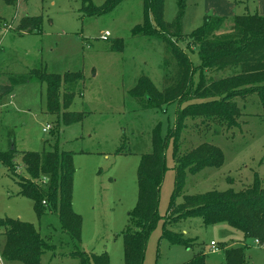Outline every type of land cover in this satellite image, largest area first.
Returning a JSON list of instances; mask_svg holds the SVG:
<instances>
[{"label": "rangeland", "instance_id": "1", "mask_svg": "<svg viewBox=\"0 0 264 264\" xmlns=\"http://www.w3.org/2000/svg\"><path fill=\"white\" fill-rule=\"evenodd\" d=\"M105 1L90 0L94 6ZM177 7L178 0H163L162 18L172 21ZM245 13L264 15V0H183L182 35L176 45L194 69L193 86L200 74L199 48L190 35L203 25L205 15L221 17L219 31L226 32L232 18ZM24 17L38 18L31 32L19 28ZM143 19V0H122L97 16L82 12V0H0V84H9L10 76L32 69L59 75L67 71L82 74V79L61 85L57 101L62 104L57 114L48 111L46 83L36 78L12 85L0 99V218L33 224L49 244L39 264H79L71 255L76 249L105 254L108 264H124L122 233L128 213L137 202V169L141 155L151 150L152 129L158 124L166 142L157 204L160 218L146 241L142 264H183L200 251L205 254L206 264H221L222 250L230 245L242 246L248 264H264V247L226 222L205 224L200 216H192L173 224L170 229L188 240V247L171 244L162 236L164 215L175 188L172 141L176 139L179 155L203 142L217 146L223 154L218 168L187 173L181 192L174 196L176 203L184 194L228 188L240 191L257 176L264 187V113L256 94L235 95L227 100L238 109L236 126L227 127L225 121L212 115L186 116L176 135L175 111L190 100L161 107L143 106L129 94L141 76L164 90L175 82L178 71L159 35H133L132 29ZM148 20L153 28L157 27L152 14ZM112 45L119 48L112 50ZM231 72H213L211 77ZM68 96L71 99L65 106L63 100ZM67 112L82 117L65 122L62 113ZM46 124L50 128L43 131ZM214 129L218 134H213ZM169 130L172 135L167 141ZM49 150L72 154L71 203L81 217L79 241H73L62 229L57 213L46 206L48 202L44 212L37 215L32 199L19 191L18 175L40 187L47 182L46 177L34 178L27 172L22 152ZM3 153L13 156L14 171L5 165ZM210 241L215 242V248H211ZM3 242L0 227V252Z\"/></svg>", "mask_w": 264, "mask_h": 264}, {"label": "trees", "instance_id": "2", "mask_svg": "<svg viewBox=\"0 0 264 264\" xmlns=\"http://www.w3.org/2000/svg\"><path fill=\"white\" fill-rule=\"evenodd\" d=\"M12 3L14 0H5ZM122 0H106L101 6H94L90 0H82V12L85 15H101L110 10ZM183 0H178L177 13L172 21L162 18L163 0H143L144 19L133 29V35H159L167 51L177 63L178 71L175 82L158 90L147 76L138 78L136 84L129 90L143 106H158L179 103L181 100L191 102L176 109L173 129L175 134L182 129L186 116L212 115L225 121L227 127L236 126L235 116L238 109L228 98L235 95L254 93L258 97L264 113V15L256 13L235 15L228 31L220 32L223 21L221 17L205 15L203 25L195 30L190 39L198 44L199 80L196 86L192 84L193 67L187 56L176 45V39L181 37V14ZM152 14L157 27L153 28L148 20ZM38 18L24 17L20 21V29L31 32L37 26ZM118 43L121 45L120 41ZM119 45H112L117 50ZM121 48V47H120ZM232 72L222 76L211 77L213 72ZM36 78L46 83V101L49 112L60 109L57 101L61 85L75 79H82V74L65 72L63 75L48 73L41 69H32L25 74H14L9 77V84H0V99L11 91L12 85L25 83ZM71 97L63 100L68 106ZM224 106H227V110ZM62 113L65 122L80 119L82 114ZM59 115V114H58ZM70 115H77L71 117ZM172 129V128H171ZM167 135V141L170 139ZM213 134H218L214 129ZM173 143L175 159V188L168 202L162 236L171 244L191 243L181 236H176L170 227L180 220L192 216H200L203 223L213 224L226 222L231 227L241 230L246 236L257 240L264 247V187L259 176L253 178L252 184L243 190H209L203 193L184 194L182 201L176 203L174 196L181 192L187 173L195 174L206 167L218 168L223 162L221 150L210 143L203 142L187 153H177L176 139ZM166 142L160 135L158 124L151 133V150L141 155L137 169V202L128 213L123 235L124 264H142L145 244L157 220L158 193L165 170ZM119 151V150H118ZM121 151V150H120ZM119 151V152H120ZM5 165L12 171V155L1 154ZM22 163L27 172L34 178L42 175L47 178L42 187L32 180L18 175L17 184L21 194L32 199L37 215H41L46 206L57 213L61 227L73 241H79L81 232V217L72 209V154L69 151L49 150L41 152H22ZM44 201V203H43ZM3 228L4 242L1 248V258L5 262H20L22 264H39L45 249L49 248L33 224L13 218H0ZM180 235V234H179ZM221 264H248L240 245H230L222 250ZM71 255L79 264H108L105 254L87 253L84 250H74ZM183 264H206L205 254L197 252L189 261Z\"/></svg>", "mask_w": 264, "mask_h": 264}, {"label": "built area", "instance_id": "3", "mask_svg": "<svg viewBox=\"0 0 264 264\" xmlns=\"http://www.w3.org/2000/svg\"><path fill=\"white\" fill-rule=\"evenodd\" d=\"M50 128V125L49 124H46L45 126H44V128H43V131H46L47 129H49ZM43 203H44V201H43ZM256 242H257V240H256ZM216 244H215V242L214 241H210V246H211V248H215L216 246H215ZM3 259L0 257V264H2V261Z\"/></svg>", "mask_w": 264, "mask_h": 264}]
</instances>
